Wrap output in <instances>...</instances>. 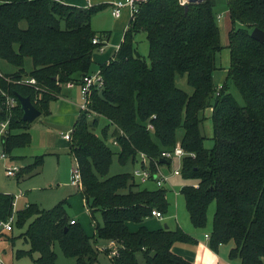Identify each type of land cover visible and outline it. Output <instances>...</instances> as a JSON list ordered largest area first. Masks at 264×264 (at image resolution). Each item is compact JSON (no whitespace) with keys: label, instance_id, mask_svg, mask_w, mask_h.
I'll list each match as a JSON object with an SVG mask.
<instances>
[{"label":"trees","instance_id":"1","mask_svg":"<svg viewBox=\"0 0 264 264\" xmlns=\"http://www.w3.org/2000/svg\"><path fill=\"white\" fill-rule=\"evenodd\" d=\"M110 6L0 0V123L9 120L2 144L6 155L30 145V123L22 121L16 95L28 97L41 115H50V104L62 96V87L79 85L83 76L92 73V55L110 36V31L94 30L92 19ZM215 6V0L137 3L114 58L98 69L103 87L91 91L88 109L80 111L68 142L80 172L75 192L93 221L94 212H100L102 224L95 222L94 235L89 237L68 217L66 199L47 210L28 204L14 212L13 226H26L20 238L28 246L15 252L17 259L56 264L58 246L74 264H96L100 251L95 243L100 240L114 244L115 256H110L111 247L103 252L112 264H189L172 248L193 242L192 236L178 226L150 230L143 225L153 210L162 217L169 212L167 191L139 188L131 174L108 176L115 155L121 165L137 163L143 155L154 170L161 164V152L179 143L186 153L180 176L191 182L180 195L191 225L204 228L208 208L214 204L211 248L232 243L229 259L263 264L264 45L250 33L254 28L264 32V0H226L231 27L225 46ZM138 33H144L148 43L147 57L136 50ZM95 37L100 43L92 44ZM223 48L229 51V67L218 89L213 73ZM6 66L12 70L2 71ZM177 77L185 78L192 94L176 85ZM27 78L35 84L25 83ZM230 85L242 103L229 92ZM6 97H14L16 105L8 108ZM207 109L212 110L210 148L204 145ZM179 129L183 130L180 139ZM43 166V157H34L21 167L17 181L40 174ZM13 202L14 196L0 192V222L13 214Z\"/></svg>","mask_w":264,"mask_h":264},{"label":"rangeland","instance_id":"2","mask_svg":"<svg viewBox=\"0 0 264 264\" xmlns=\"http://www.w3.org/2000/svg\"><path fill=\"white\" fill-rule=\"evenodd\" d=\"M224 1V0H223ZM216 2V0H215ZM218 2V3H217ZM214 7V15L217 21V26L220 30L221 43L223 46L227 44V34L230 29V20L228 17L226 4L217 1ZM225 3V1H224ZM92 28L94 30H99L103 28L111 29L114 22L113 18L109 15V12L101 11L96 13L92 19ZM144 33H138L135 36L134 42L136 41L137 52L147 57L148 55V43L145 41ZM1 65V63H0ZM217 70L213 73V83L216 86L221 85L226 76L227 69L229 67V51L223 48L216 58ZM92 69L94 70L95 67ZM31 69V62L29 59L25 61V70L29 71ZM12 70L9 66L2 68V71ZM97 71V70H96ZM93 71L92 73L96 72ZM176 85L185 91L187 94H192V89L186 84V80L183 77H177L175 79ZM229 92L235 97V99L242 103L238 91L234 86L230 85ZM72 96V97H71ZM71 101L73 103H80L77 94L71 95ZM56 105L54 103L50 104L49 116L41 115L35 119L30 124V129L28 130L30 134V145L25 148L16 149L12 153V157L8 156L6 158L0 159V192L4 194H9L17 197L15 200V210L23 208L24 205L36 204L41 209H50L58 204L62 200H67L66 211L68 217L75 219L79 225H81L85 230V233L92 237L94 235L95 222L99 225L102 224V218L100 212H94L95 221L91 218L88 210L85 207V202L82 197L77 194L76 188L70 183V176L72 174V168L75 166L74 159L70 156L68 151L67 142L64 141L59 135L57 128L64 124V121H59L62 118L60 112L56 110ZM79 105V104H78ZM212 110L207 109L205 111L206 122L204 124V132L207 139L204 142L206 148L212 147L211 137L213 135L212 122L210 120ZM66 121V120H65ZM53 124L50 126L52 133L47 132L48 130L43 126L44 124ZM100 123L104 124L101 119ZM73 126V125H72ZM54 132V134H53ZM63 133H71V131H62ZM183 130L179 129L177 131V136L180 139L182 137ZM113 151H117L116 147H112ZM36 152L37 156L43 157V170L40 174L28 178L25 180L16 179L17 174L21 171V167L29 164L32 159L36 156L33 154ZM137 163L127 162L125 165L118 163L117 156L113 157V162L111 164L108 176H113L116 174L127 173L132 174L134 169L138 167V161L140 159L136 158ZM17 167L15 176L8 177L6 172L8 169ZM179 166L177 160H173L169 166L162 167L164 174L169 176L168 181L164 182L163 188L167 191V201L170 204L169 212L162 217L159 224L164 226L165 224L171 228H176L177 226L182 229L185 233L192 236L194 240L200 241L204 239V235L207 234L209 227L212 222L214 204H211L207 211V223L204 228L198 229L194 228L188 219V213L185 208L184 201L180 195V190L184 185L190 184L182 176H174L173 171ZM139 188L155 189L153 183L148 182L146 184H141ZM26 205V206H27ZM15 211V212H16ZM210 217L211 219L209 220ZM26 226L22 228H17L13 226V230L9 232H3L4 237H0V262L2 264H33L32 259L29 257H23L17 259L15 257V252L17 250H28V246L24 244L20 235L25 231ZM208 235V234H207ZM7 238H12L14 243L11 244L10 240ZM102 241L97 240L95 246L101 245ZM229 246L232 245L228 244ZM57 254L56 264H74L73 259H67L63 256L62 252L58 246L54 247ZM33 258H36L34 255ZM96 264H112L109 257L106 256L102 251L99 252L98 261Z\"/></svg>","mask_w":264,"mask_h":264},{"label":"crops","instance_id":"3","mask_svg":"<svg viewBox=\"0 0 264 264\" xmlns=\"http://www.w3.org/2000/svg\"><path fill=\"white\" fill-rule=\"evenodd\" d=\"M63 3L80 7V8H86V7H92L97 6L100 4H109L112 6L114 2L117 1H123V0H61ZM146 0H135L136 3L144 2ZM219 1L223 2V4H226L223 0H216V2ZM215 2V3H216ZM218 3V2H217ZM216 3V4H217ZM111 6L104 10V12H109V15H111ZM131 14L129 8H124L122 10L121 16L117 19L113 18L114 25L111 27V29L103 28L99 29V31H110V36L107 42L102 46V51L95 50L92 55V65L95 67L93 70L91 67L92 72L99 69V67L103 64L108 63L111 59L114 58L122 40L124 33L129 25V22L131 20ZM220 19V18H219ZM98 31V30H96ZM229 31V30H228ZM145 38V37H144ZM135 39V38H134ZM146 41V40H145ZM137 43L135 41V47ZM148 50V48H147ZM220 85V84H219ZM77 94L78 100L80 101V94H79V85H73L72 86H63L62 87V96L55 102H53L56 105V110L60 112L62 118H59V121H64L63 125H60L57 130L59 131V135L63 139L62 135L65 134L62 131H71L74 123L76 122L78 116H79V107L77 103H73L71 101L70 96ZM72 97V96H71ZM50 110V108H49ZM51 114V112H50ZM49 116V115H48ZM66 120V121H65ZM53 124H44L43 126L48 130L47 132L52 133V129H50V126ZM73 125V126H72ZM30 129V127H29ZM54 134V132H53ZM64 141L68 142L67 140L63 139ZM36 152L33 154V156H37ZM73 169V168H72ZM71 177V176H70ZM30 204V203H28ZM27 205V204H26ZM26 205L23 206V208L26 207ZM21 208V209H23ZM17 209V210H21ZM209 220L211 219L208 217ZM73 219V218H71ZM75 220V219H73ZM162 220L156 217H148L144 222L143 225L146 226L150 230H155L163 227L159 224V221ZM212 223V222H211ZM166 225V224H165ZM164 225V226H165ZM167 227L171 228L167 225ZM83 228V227H82ZM174 229V228H171ZM211 225L209 227V230L207 231V234L204 235V239L200 241L194 240L191 243H177L172 248V251L177 256L184 259L189 264H240L238 260H231L229 259V251L232 247L228 244L219 245L215 249L211 248L208 239L205 238V236H209L210 234ZM83 230H85L83 228ZM231 244V243H229ZM110 246V242L102 241L101 245H99L97 248L99 251L104 252L106 247ZM262 263L264 264V258L262 259Z\"/></svg>","mask_w":264,"mask_h":264},{"label":"built area","instance_id":"4","mask_svg":"<svg viewBox=\"0 0 264 264\" xmlns=\"http://www.w3.org/2000/svg\"><path fill=\"white\" fill-rule=\"evenodd\" d=\"M180 5H184L188 2L186 0H179ZM124 8L130 9L131 17L137 12V3L135 0H123V1H117L114 2L111 6V15L113 18L117 19L121 16L122 10ZM99 39L97 37L93 38L92 44H98ZM99 51H102V47L99 48ZM1 76V73H0ZM25 83L34 85L35 80L33 78H27L24 80ZM67 86H72V84H68ZM103 87V80L100 74V71L97 70L94 73H91L89 75L83 76L81 79V82L79 84V94H80V103L78 105L79 111H86L88 109L89 105V98L91 91L93 89H101ZM221 85H219L217 88L219 89ZM6 105L8 108H12L16 105V99L14 97H6ZM9 126V120H6L2 123H0V159L6 158L7 155L3 151V138L6 136ZM147 129L152 131L153 127L152 125H148ZM63 139L69 141L70 140V133H65L62 135ZM112 145L116 146L117 143L113 142ZM186 155L184 150L181 148L180 144L177 143L176 146L172 150H164L160 154V159L164 160L166 164H156L154 167V170L150 169V166L148 165V159L144 157L143 155H139L138 159V167L137 169H134L133 173L131 174L132 177L135 179V181L139 184H146L148 182H151L154 184L156 188H163L164 182L168 181L169 176L164 174L162 171V167L169 166L170 163L173 160H177L179 162V166L173 171L174 176H180L181 174V164L182 159ZM17 171V167H13L11 169H8L6 172V175L8 177L15 176V173ZM70 183L75 188L80 187V172L78 167L75 166V168L72 169V174L70 177ZM18 197V196H17ZM14 196V202H13V214L7 219V221H1L0 222V230L2 232H9L13 230V224L15 222V200L17 199ZM152 217H156L161 219L162 215L153 210L151 212ZM74 221H71V224H73ZM206 239L209 238V236H205ZM112 248V251L110 253V256L116 255V248L114 247V244L110 242V246ZM0 264H2L0 262Z\"/></svg>","mask_w":264,"mask_h":264},{"label":"water","instance_id":"5","mask_svg":"<svg viewBox=\"0 0 264 264\" xmlns=\"http://www.w3.org/2000/svg\"><path fill=\"white\" fill-rule=\"evenodd\" d=\"M200 1L202 0H186V2H195V3H198ZM250 37L253 40L264 45V32L259 28H254L250 33ZM16 98L22 110V121L31 124L35 119L41 116V112L34 107V105L31 103L28 97H22L16 95ZM160 163L166 164V162L162 159H160ZM164 227L167 228V225H165Z\"/></svg>","mask_w":264,"mask_h":264}]
</instances>
